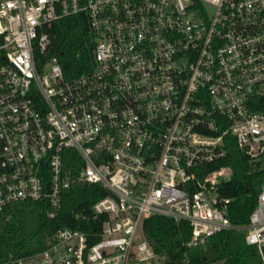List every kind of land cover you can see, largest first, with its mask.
Segmentation results:
<instances>
[{
	"label": "built area",
	"instance_id": "obj_1",
	"mask_svg": "<svg viewBox=\"0 0 264 264\" xmlns=\"http://www.w3.org/2000/svg\"><path fill=\"white\" fill-rule=\"evenodd\" d=\"M76 14L94 64L66 76L42 57L47 28ZM228 137L264 154V0H0V213L46 201L53 218L72 185L106 191L76 214L98 230L58 229L32 261L162 264L143 230L161 215L188 223L186 248L243 228L264 264V184L240 226L217 190L230 169H199Z\"/></svg>",
	"mask_w": 264,
	"mask_h": 264
},
{
	"label": "trees",
	"instance_id": "obj_2",
	"mask_svg": "<svg viewBox=\"0 0 264 264\" xmlns=\"http://www.w3.org/2000/svg\"><path fill=\"white\" fill-rule=\"evenodd\" d=\"M47 31L51 46L46 58L56 56L66 76H74L93 67V41L87 17L76 14L53 22ZM38 58V55H37ZM65 155H75L65 150ZM227 166L231 175L218 185L221 196L229 198L228 216L232 223L244 226L257 202L264 184V154L249 158L228 137L226 156L199 167L204 171ZM198 169V170H199ZM106 191L97 183H77L62 192L61 209L57 216H47L46 201H17L0 213V264H19L49 248L58 229L71 227L85 232L98 230L102 216L88 223L78 212L87 213L91 204ZM143 230L162 264H259L256 247L245 241L243 228L217 232L204 244L186 248L190 237L186 221L176 222L161 215L144 219Z\"/></svg>",
	"mask_w": 264,
	"mask_h": 264
},
{
	"label": "rangeland",
	"instance_id": "obj_3",
	"mask_svg": "<svg viewBox=\"0 0 264 264\" xmlns=\"http://www.w3.org/2000/svg\"><path fill=\"white\" fill-rule=\"evenodd\" d=\"M32 260L31 259H25L22 260L19 264H31ZM214 264H220V262H216Z\"/></svg>",
	"mask_w": 264,
	"mask_h": 264
},
{
	"label": "water",
	"instance_id": "obj_4",
	"mask_svg": "<svg viewBox=\"0 0 264 264\" xmlns=\"http://www.w3.org/2000/svg\"><path fill=\"white\" fill-rule=\"evenodd\" d=\"M31 264H43L38 258H35Z\"/></svg>",
	"mask_w": 264,
	"mask_h": 264
}]
</instances>
